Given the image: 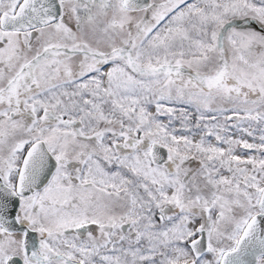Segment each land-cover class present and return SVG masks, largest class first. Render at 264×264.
<instances>
[{
    "label": "snow or ice",
    "instance_id": "snow-or-ice-1",
    "mask_svg": "<svg viewBox=\"0 0 264 264\" xmlns=\"http://www.w3.org/2000/svg\"><path fill=\"white\" fill-rule=\"evenodd\" d=\"M0 264H264V0H0Z\"/></svg>",
    "mask_w": 264,
    "mask_h": 264
}]
</instances>
